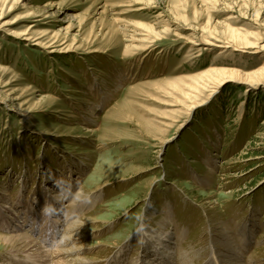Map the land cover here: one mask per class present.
<instances>
[{"label":"rangeland","instance_id":"rangeland-1","mask_svg":"<svg viewBox=\"0 0 264 264\" xmlns=\"http://www.w3.org/2000/svg\"><path fill=\"white\" fill-rule=\"evenodd\" d=\"M74 176L90 264L158 263L169 222L177 264H207L222 224L264 264V0H0V222L33 221L0 235L37 245L0 238V264L59 251L68 221L38 225Z\"/></svg>","mask_w":264,"mask_h":264},{"label":"bare ground","instance_id":"bare-ground-1","mask_svg":"<svg viewBox=\"0 0 264 264\" xmlns=\"http://www.w3.org/2000/svg\"><path fill=\"white\" fill-rule=\"evenodd\" d=\"M259 77L261 78V77H263V75L253 76V75H249L246 73L230 70V71H225V77H223L221 79V81H230V79H234V81L239 80L242 82L243 81L244 82H247V81L248 82L249 81H251V82L255 81L256 82V81H260ZM79 177L80 176H78V178ZM78 178L77 179H76V177H75V179L71 178L72 179L71 182L69 181V184H71V186L66 187V191L64 190L65 194L64 195L60 194L58 196L51 195L50 199L54 198V197H55V199L53 201L49 200L48 204L46 203L44 206L45 210L48 212V217L49 216L51 217V220H49V223L51 222L50 223L51 226L49 228H47V230L44 229V227L41 228V225H38V227H39V230L41 232L45 233V235H47V237H49L50 241L54 240L55 235L57 234V231L59 230L58 227L61 226V225H59L61 223V221L62 222L68 221V222L66 223V225L64 224L65 225V231L64 232L62 231V233L59 234V236L62 237V238H60L61 239L60 242H58V244H57L59 251L53 252L52 255H48L46 257L47 259L45 260V262L43 264H90V259H88L85 255L86 245L84 244L85 246H83L80 242L82 239H84L86 237V234H87L86 230L87 229L84 230V225L81 224L80 220H76L77 219L76 217H78V215L81 214V211L83 209L81 207V208H79V210H77V211L75 210V207H76L75 205L79 201L78 198L81 195L71 194V191L74 188H76V186L79 184ZM4 192H6V191H4ZM83 196H84V194H83ZM64 200L72 203V208L71 207L69 208V210L66 214V219L63 217V215H61L62 214L61 212H63V211H61L62 208L60 207L61 203H63ZM96 200H98V196L95 193L93 201L95 202ZM87 203H88V201H87ZM20 212H21V210H20ZM52 213H54V214H52ZM24 216L23 215L21 216L19 211L17 210V212L14 215V220H11L10 222H8L7 220H5V221L3 220L0 222V226H5L7 228L16 226L18 228V224H19V228H21L22 224H23L22 222H25V221H26V223L29 222L30 216H28L29 218H26ZM12 217H13V215H12ZM31 220H33V218H31ZM31 222H33V221H30L29 223H31ZM169 223H162L161 229L159 230L160 232H158L157 235H155L154 238L152 240H150V244L148 242L145 245V248L147 251L148 250H150L149 252L154 251L155 257L160 259V260L158 259V263H155V264H167V262H169L170 264H177L175 261H173L174 253H175L173 251V249H174V246H176V244L178 243V240L181 236L180 232L184 233V232H186V230L185 229H184L185 231L183 229L181 231L179 230L178 231L179 233H176V236L173 237L172 234H169V233L167 234V232H166V229L168 228ZM222 225H221L220 229L216 231V242H217V244L213 245L211 243L212 244V252H211L212 257L207 264H255L254 262L256 260L253 261V259H252L254 254L251 255L250 257L247 256L248 255L247 251L248 252L251 251L250 248H252V246L254 244V242H253L254 241V237H253L254 233L250 229L246 230L244 227V231L242 229L244 234L240 235L241 238H239V240H240L239 241V240H237V238H235V236L233 238V235L229 231L228 226H224V225L222 226ZM80 230H82V231H80ZM0 231H3V230L0 229ZM25 232H26L25 229H22V230H18L16 232H14V235H12L9 238L4 237L2 235H0V238L1 239L7 238L10 240V241H8V244L6 243L7 247L11 246L13 249L15 248L17 250L25 249V251H30V250L32 251V249L33 248L35 249L37 247V245L35 244V241H33L29 238L30 236L25 234ZM87 232H89V230ZM164 232H166V235H164ZM173 240H174V242H173ZM4 241H5V239H4ZM217 247L219 249H217ZM56 256L60 258V262H58L56 260ZM145 257H146L145 259L148 260L147 255H145ZM186 257L187 256H183L181 258L179 257L180 259H179L178 263L179 264L180 263L189 264L187 262L188 260L186 259ZM16 258L14 255H10V256H7L4 260H5L6 264H12V262L15 261ZM120 258L121 257H116L114 263L115 264H121L122 262L120 261ZM21 260L22 259L17 260L16 263L17 264H27V263L22 262ZM31 261L28 262V264L34 263L33 260H31ZM154 261H155V259H154ZM143 262L145 264H147L146 261L142 260V263ZM150 264H154L153 261L150 262Z\"/></svg>","mask_w":264,"mask_h":264}]
</instances>
